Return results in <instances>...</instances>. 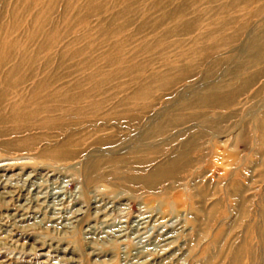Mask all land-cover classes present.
<instances>
[{
	"label": "rangeland",
	"instance_id": "374dc122",
	"mask_svg": "<svg viewBox=\"0 0 264 264\" xmlns=\"http://www.w3.org/2000/svg\"><path fill=\"white\" fill-rule=\"evenodd\" d=\"M192 2L203 13L188 11L181 21L197 15L199 31L154 43L176 20L135 34L149 0H0L4 52L12 49L5 48L7 40L26 45L29 55L46 45L47 51L38 53L33 66L68 70L70 79L81 72L109 73L95 98L103 103L96 130L92 134L81 127L82 144L71 149L76 153L73 160L49 162L40 155L46 142L28 149L0 148V264H264V148L253 130L255 123L247 125L244 138L236 137L250 114L256 124L264 123V9L255 15L254 7L242 6L233 13L217 4V17L209 18L204 0ZM181 3L172 0L148 15L154 20ZM132 4L140 5V11L132 26L117 35L130 37L121 54L125 70L116 75L102 60L108 46L98 28L110 22L121 25L125 16L112 17ZM41 13L46 22L39 31L34 18ZM246 14L255 15L249 20V38L217 53L202 51L214 40L201 44L197 50L202 66L195 70L191 65L186 81L155 90L137 105L125 103L137 87L136 77L184 66L180 55L210 25L211 30L216 27L218 16L231 20ZM230 33L223 31L224 36ZM90 42L94 44L88 46ZM147 44L154 49L142 51ZM82 50L86 53L78 55ZM232 66L243 68V77L263 72L248 96L227 110H181L193 100V93L225 92L226 69L231 71ZM258 90V98H252ZM111 108L118 116L107 121ZM128 110L137 113L121 115ZM175 112L185 120L169 121ZM234 125H239L238 133L231 132ZM195 134L202 140L189 155L191 165L177 166L174 176L155 177L153 173ZM140 136L144 139L136 148ZM172 136L177 138L169 140ZM85 152L93 153L97 176L86 169ZM108 153L128 162L108 164ZM98 175L106 177L95 178Z\"/></svg>",
	"mask_w": 264,
	"mask_h": 264
},
{
	"label": "bare ground",
	"instance_id": "6f19581e",
	"mask_svg": "<svg viewBox=\"0 0 264 264\" xmlns=\"http://www.w3.org/2000/svg\"><path fill=\"white\" fill-rule=\"evenodd\" d=\"M192 1L193 0H182L180 5H176L169 12H165L159 15V18L157 17L152 20L148 12L151 10L160 12L168 7L172 3V0H149V4L146 7L147 13L144 14L141 24L135 28V34H142L150 25L161 27L167 20L172 19L176 20V24L171 29L162 31L161 35L152 42L157 43L163 41V39L169 36L197 33L199 31L197 15L185 21H181L187 16L188 11H191L193 14H200V12H202L201 8L196 5V2L193 4ZM204 1L207 5L204 12L209 15V18L217 17V4L222 6V10H229L233 13L240 10L242 6L248 9L254 7L255 15L258 13L260 14L264 9V0H232L229 3H223L221 2L222 0ZM134 6L133 4L127 6L122 9L123 12L112 17L113 20L122 19V17L125 16L121 25L114 27V24L110 22L109 25L97 27L98 33L103 37V43L108 46L107 50L102 55V60L110 69L112 68L113 71L110 73L115 72L114 74L116 75L125 70L124 67H122L121 54L124 52L126 43L130 37L123 36L121 38L117 35L126 28L131 27L134 23L133 19L140 11V8H138L140 5L137 8ZM16 12L17 14L19 13L18 11ZM45 15L46 14L41 13L34 18V23L38 21L37 25L39 31L43 29L42 25L46 22ZM255 15L246 14L240 16L238 19L231 20L227 18L225 20L218 16V20L213 22L216 27L211 30L212 26L210 25V30L196 37L195 43H192L189 50L183 53V55H180L182 59L181 62H184V66L171 67L168 69L169 71L162 75L155 72L148 77L146 76L144 79H142V76H140L142 78L136 77L134 81H137V87L134 92L124 99L125 103H127V105H137L138 100L149 98L151 93L155 90H164L168 87V89H170L186 81L189 78V68L191 65H193L195 70L202 66L199 65L200 51L197 50L202 49L201 44L214 40L209 42L211 43L210 47L208 46L210 49L206 48L202 49V51L208 50L217 53L230 44L242 41L241 39L243 37H246V39L249 38L252 34L249 30L247 31L250 26L249 20ZM12 17L16 18L14 14ZM229 30L231 33L224 36L223 31ZM220 34H222V36H220ZM143 39L146 41L145 37H143ZM147 43H149V41H147ZM93 44L94 42H90L88 46ZM1 45L0 41V148L17 147L28 149L34 144L46 142L40 155L44 158H48L49 162L57 164L73 160L76 153L71 151V149L82 144V140H80L79 137L82 131L81 127H86L88 132L92 134L94 133L93 131L96 130L95 120L100 116L103 103L101 101H96L95 98L102 92H100V90H102L101 87L107 83L108 79L106 75L109 73H90L84 75V73L81 74L82 72L79 70L81 72H78L80 75L70 79L69 77L72 76V72L68 70L60 71L58 68L49 69L48 67L47 69L45 66L42 68L33 66L38 53L45 50L47 51L48 47L46 45L44 47L40 45L41 48L39 47V49H37L38 51L30 55L27 52L26 45L22 46L15 40H7L5 48L8 46V48L10 47L12 49H7L6 52H4V48H1ZM18 47H20L22 51H20ZM153 47L147 44L142 51L150 52L154 49ZM84 53L86 52L82 50L78 55H83ZM133 69L134 67L132 68V66H129V70ZM242 69L243 68H238L237 66L231 68V71L226 69L227 76L224 78H229L226 82L228 85L226 86L227 90L225 92L207 90L205 93H193V100L186 104L184 108H181V110H193L197 108L207 111H222L227 110L231 106H236L241 98L248 96V93L256 86L263 73L262 71H258L250 77H243L242 75L245 71ZM259 91L260 90L251 97L258 98ZM262 105L261 108H264V103ZM136 113V110H128L122 112L121 115L127 117V115H136ZM117 116L115 109L111 108L110 113L105 114V120L114 121L113 118ZM199 117V115H195L193 118ZM230 117L231 114L230 116L228 115L225 120H229ZM249 117V119L246 118V120L248 119L246 121L247 123L244 129H241V132L238 133L239 125H234L236 129H232L234 128V126H232V128H230L231 132L237 131V139L244 138L246 136L245 134L249 132L247 125L255 123L256 127L253 130L258 134L260 144L264 148V123L259 125L257 122L256 124L255 120L253 121L254 114H250ZM170 120L171 122H179L185 119H182L178 112H175L170 115L169 121ZM61 135H63V138L57 140ZM11 136H14L12 140H4ZM172 138H177V136H172L169 140ZM143 139L140 136V138L136 140V148ZM201 140V134H195L187 138L185 140L186 142L166 160L165 166L160 167L153 173L154 176L159 178L167 175L174 176V170L177 166L181 165L183 168L189 167L192 163L189 155L192 154L195 146H197L198 142ZM74 141L76 142L74 143ZM99 143L105 144L103 140ZM133 150H135V148ZM110 153L106 154V156H108V164H126L128 162L127 159L122 157L111 158ZM92 154H85L86 169L93 170V174H96V170L94 169L96 166L93 164L94 160H91L93 157ZM96 176L95 178L98 179H105L106 177L105 175Z\"/></svg>",
	"mask_w": 264,
	"mask_h": 264
}]
</instances>
